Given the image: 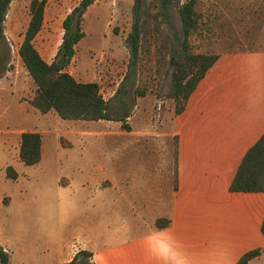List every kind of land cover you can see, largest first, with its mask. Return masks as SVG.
I'll return each instance as SVG.
<instances>
[{"label": "rangeland", "instance_id": "rangeland-1", "mask_svg": "<svg viewBox=\"0 0 264 264\" xmlns=\"http://www.w3.org/2000/svg\"><path fill=\"white\" fill-rule=\"evenodd\" d=\"M31 1L14 0L4 23L8 54L0 65V237L11 264H57L59 253L70 250L74 257L85 238L96 247L110 246L168 212L178 141L169 93L173 56L183 41L177 6L189 0H172L167 12L157 11L154 0H143L135 67L128 44L135 0H98L88 9L85 37L68 72L78 81L98 83L113 117L128 116L98 122L63 120L30 105L36 85L19 49ZM80 1L47 0L45 23L34 42L47 62L62 42L69 8ZM195 1L193 53L264 54V0ZM4 53L0 48V57ZM24 132L44 138L37 165L20 159ZM9 167L17 179L9 178ZM256 264H264V256Z\"/></svg>", "mask_w": 264, "mask_h": 264}, {"label": "crops", "instance_id": "crops-1", "mask_svg": "<svg viewBox=\"0 0 264 264\" xmlns=\"http://www.w3.org/2000/svg\"><path fill=\"white\" fill-rule=\"evenodd\" d=\"M173 124L178 141L168 212L110 246L96 247L85 238L75 254L90 251L95 264H165L153 251L164 241L185 264H237L257 249L262 254L248 264L264 256V193L229 190L245 154L264 134L262 51L220 54ZM44 150L42 136L41 161ZM160 218L170 226L156 228ZM0 247L10 253L1 237ZM70 256V250L59 253L57 264L69 263Z\"/></svg>", "mask_w": 264, "mask_h": 264}, {"label": "trees", "instance_id": "trees-1", "mask_svg": "<svg viewBox=\"0 0 264 264\" xmlns=\"http://www.w3.org/2000/svg\"><path fill=\"white\" fill-rule=\"evenodd\" d=\"M14 0H0V48L5 50L0 57V65L5 63L8 49L4 36V23ZM157 11L167 12L172 0H154ZM95 0H81L63 21L64 35L57 53L48 63L43 59L34 42L43 29L46 17L47 0H32L30 3V21L26 28L24 40L19 49V56L28 74L36 85V92L30 105L47 114L55 112L63 120H81L89 122L125 121L128 116L117 119L109 112V104L96 82H81L68 72V67L75 57L78 44L85 37L83 29L84 16ZM143 0H135V21L128 37L132 65H137L140 50V17ZM183 36L182 50L173 56L172 86L170 97L175 102V115L182 114L194 92L207 72L218 61L219 54H195L190 49L189 39L197 28L196 1L189 0L177 6ZM5 66V65H4ZM4 66L2 70H4ZM135 73V71H133ZM122 89H120L121 91ZM19 156L27 166L37 165L42 158V136L39 132H24L21 135ZM9 178L15 180L18 173L8 168ZM229 190L243 193H264V134L247 151L231 181ZM158 229L170 226L166 218L156 220ZM264 235V218L262 222ZM262 254L261 249L247 252L237 264H248ZM93 253L78 251L67 264H95ZM0 264H10L9 255L0 247Z\"/></svg>", "mask_w": 264, "mask_h": 264}, {"label": "clouds", "instance_id": "clouds-1", "mask_svg": "<svg viewBox=\"0 0 264 264\" xmlns=\"http://www.w3.org/2000/svg\"><path fill=\"white\" fill-rule=\"evenodd\" d=\"M156 255L165 261V264H185L182 259H177L175 254L169 244L164 241H159L157 247L153 249Z\"/></svg>", "mask_w": 264, "mask_h": 264}]
</instances>
